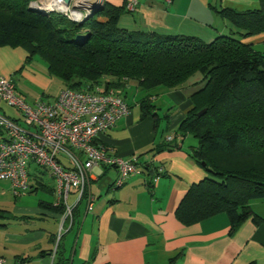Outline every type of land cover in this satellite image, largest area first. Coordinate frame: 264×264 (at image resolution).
I'll list each match as a JSON object with an SVG mask.
<instances>
[{
    "label": "crops",
    "instance_id": "crops-1",
    "mask_svg": "<svg viewBox=\"0 0 264 264\" xmlns=\"http://www.w3.org/2000/svg\"><path fill=\"white\" fill-rule=\"evenodd\" d=\"M128 1L105 0V3L124 7ZM138 3L134 11L126 8L120 14V27L142 37L151 33L183 35L205 43L234 32L242 35L218 9L244 11L260 7L259 0H138ZM241 39L257 50L264 49V33ZM27 56L23 47L0 46V76L11 77L30 104L38 100L54 101L66 87L64 81L50 75L47 64H40L36 56L26 62ZM205 85L204 76L197 72L178 88L161 86L153 90L150 100L157 106L156 121L151 115H143L141 100L145 94L136 81H128L121 93L130 105V112L99 135L97 143L106 146L111 154L137 157L143 173L130 176L116 187L117 168L103 163L97 166L88 187V193L95 197L94 208L88 210L85 198L78 204L75 223L63 235L54 256L62 219V213L51 206L56 183H45L43 172L32 167L31 186L35 187L29 192L41 190L52 199L38 200L24 194L18 201L16 215L3 209L0 256L7 259V264H264L263 200H252L253 216L234 232L226 212L190 225L176 217V210L191 186L207 176L192 157L198 139L178 131L194 107L193 96ZM46 95L49 98L45 100ZM4 104L0 102V113L21 120L16 111ZM163 108L169 112L162 115ZM76 199L73 193L70 200Z\"/></svg>",
    "mask_w": 264,
    "mask_h": 264
},
{
    "label": "trees",
    "instance_id": "trees-1",
    "mask_svg": "<svg viewBox=\"0 0 264 264\" xmlns=\"http://www.w3.org/2000/svg\"><path fill=\"white\" fill-rule=\"evenodd\" d=\"M30 1L0 0V46L23 47L28 63L39 56L49 74L68 88L87 91L99 86L105 92H122L134 80L145 94L143 115L157 121V106L150 100L153 90L178 88L201 73L206 85L193 96L194 107L178 131L198 139L192 157L207 176L191 186L176 217L190 225L226 212L234 232L253 216L252 200L264 201V52L241 37L264 33V0L257 9H218L242 35H221L209 43L183 35L142 37L124 29L119 18L126 5L105 4L95 16L78 23L61 13L28 8ZM81 30L87 36L77 40ZM39 31L46 34L47 43H39ZM51 206L63 212L62 207Z\"/></svg>",
    "mask_w": 264,
    "mask_h": 264
},
{
    "label": "built area",
    "instance_id": "built-area-1",
    "mask_svg": "<svg viewBox=\"0 0 264 264\" xmlns=\"http://www.w3.org/2000/svg\"><path fill=\"white\" fill-rule=\"evenodd\" d=\"M90 0H36L31 7L46 13L55 12L81 23L87 11L74 9L79 2ZM104 1V0H101ZM138 0H129L126 8L134 11ZM17 109L21 120L0 113V180L11 183L16 196L31 189V168L47 171L55 180L54 205L62 207V219L53 255L63 235L75 223V208L85 198L88 210L94 208L95 197L88 193L90 176L100 164L118 170L115 186H122L132 175L143 173L137 157L124 158L111 154L97 143L99 135L112 129L130 112V105L120 90L102 91L99 86L80 91L64 87L52 101L38 100L30 104L18 92L11 77L0 76V102ZM65 158V159H63ZM158 177L153 178L156 182ZM75 193L77 199L69 203ZM0 264L7 259L0 256Z\"/></svg>",
    "mask_w": 264,
    "mask_h": 264
},
{
    "label": "rangeland",
    "instance_id": "rangeland-1",
    "mask_svg": "<svg viewBox=\"0 0 264 264\" xmlns=\"http://www.w3.org/2000/svg\"><path fill=\"white\" fill-rule=\"evenodd\" d=\"M33 1H36V0H31L28 4V8H31V2ZM220 3V1H219ZM258 8V7H257ZM36 11V10H35ZM41 13H44V14H48L50 15L51 13H54V14H60V13H55V12H49V13H46L45 11H40ZM62 15V14H61ZM87 33L86 30H81L78 32V35L79 34H85ZM77 37V36H76ZM37 38H38V41L39 43H47V37H46V34L43 33L42 31H39L37 33ZM50 49V48H49ZM259 50H264L263 48H259ZM37 59V61L40 63V64H43L45 65V62L39 57V56H36L35 57ZM48 97V95H46L44 97V99L46 100ZM6 103V102H4ZM6 107H8L9 109H11L12 111H16L17 114L20 115V113L17 111V109H15L14 107L8 105L7 103L4 104ZM8 105V106H7ZM167 112H169V110L167 108H163L162 110V115L166 114ZM164 117V116H163ZM193 137V136H192ZM65 159V158H63ZM66 160V159H65ZM34 170V168H33ZM42 171H44L43 176V179L45 181V183L47 184H50V185H55V180L53 179L52 176H50L46 170L44 169H41ZM40 171V170H38ZM39 173H42V172H39ZM24 194H27V197H31V198H35V199H47V200H51L52 199V196L43 192V191H38V192H32L30 193L29 191L26 192V193H23L21 196H16L13 192V189H12V186H11V183L8 182V181H4V182H1L0 181V222L2 220V215L4 214V210H8L10 213L16 215V207H17V204H18V201L19 199L24 195ZM56 198V197H55ZM73 201H69V203H72ZM4 209V210H3Z\"/></svg>",
    "mask_w": 264,
    "mask_h": 264
},
{
    "label": "water",
    "instance_id": "water-1",
    "mask_svg": "<svg viewBox=\"0 0 264 264\" xmlns=\"http://www.w3.org/2000/svg\"><path fill=\"white\" fill-rule=\"evenodd\" d=\"M64 2L69 5L71 3V0H64ZM105 0H90V1H84L79 2L78 4H75L73 6L74 9H83L87 11L86 19L91 18L95 16L98 12L102 11L105 7ZM87 34H79L77 35V40H82L86 38ZM206 109H203L199 112V115L204 114Z\"/></svg>",
    "mask_w": 264,
    "mask_h": 264
}]
</instances>
